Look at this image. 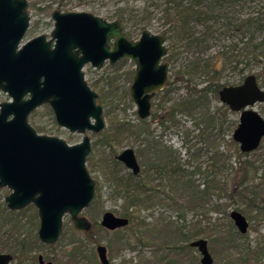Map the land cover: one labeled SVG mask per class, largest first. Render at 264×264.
<instances>
[{
  "label": "rangeland",
  "instance_id": "1",
  "mask_svg": "<svg viewBox=\"0 0 264 264\" xmlns=\"http://www.w3.org/2000/svg\"><path fill=\"white\" fill-rule=\"evenodd\" d=\"M26 1L30 23L22 43L40 35L49 38L54 28L51 15L55 10L90 13L107 22L119 21L127 38L133 41L139 38L142 30L164 36L167 53L162 62L168 63V74L165 87L155 93L151 100L150 117L145 119L149 131L152 132L147 142L142 137L135 139L126 133L113 137L107 145L100 142L105 134L107 141L110 139L108 134H111L118 122L135 126L142 121L138 118L137 108L129 96L135 72V65L129 60H121L114 65H109L106 61L101 69L87 65L82 70L86 83L97 94V103L103 109L105 127L100 133L86 132L82 135L57 126L48 105L39 107L29 115L28 124L38 135L57 137L68 145L80 143L84 135L89 137L91 150L86 158V169L96 183L95 196L90 206L83 209L80 215L87 218L92 227L85 233L76 232L69 215L66 214L62 219V231L57 242L51 246L44 245L37 238L39 219L36 208L33 206L29 210L24 208L23 211L8 210L4 198L11 191L0 188V210L4 207V211L14 213H2L3 216L0 214V253L13 255L12 264H38V255L42 256L44 264H99L95 248L102 245L107 249L110 264H199L200 256L195 248H167L184 245V241L181 242L182 237L177 240L178 235L170 237L167 234L170 228L168 225L175 228L176 225L184 223L189 228L182 231V234L193 227L198 230L203 228V232L194 239L207 241L214 264H261L264 255L257 254L264 248V215L259 210L250 212L241 206L238 211L246 218L248 229L244 237H239L230 231L232 227L238 233L229 218V213L237 210L238 205H234L228 197L220 196L216 191H212L208 199L213 204L217 202L223 205L225 213L222 211L202 215L193 210L186 198H181L179 206L173 208L154 203L148 208L136 211L129 209L139 220H144L153 233L150 237L147 236L148 243L145 247L135 245L134 236H131L136 227L135 222L127 230L111 232L101 227L100 220L105 212L120 216L127 203L124 196L118 193L117 185L113 181L130 180L131 172L115 158L124 149L129 148L135 152L140 166V172L134 176L133 182L138 183L140 179L147 177V188L156 190L158 195H163V189L167 191V179L159 178L154 169L144 165L153 159L150 150L145 152L149 142L157 149L170 148L177 160L172 167L179 166L189 173L196 172L200 167L204 171L216 152H221L228 157V166L234 168L238 161L247 162L246 164H252L258 169V176L264 174V139L257 150L238 158L234 150L239 154L244 153L239 151L238 144L232 140V133L238 125L239 113L231 112L223 105L218 93L207 92L205 99L198 102V107L192 113H178L174 122L166 121V129L159 125V119L164 118V110L167 111L183 100L196 99L202 95L201 90L209 82H214V86H236L246 76L260 74L264 70L263 61H254L249 65L245 61L246 56L250 57L249 52H252L254 45L261 44L260 50H264V27L248 28L247 25L248 20L261 18L259 16L264 13V0ZM181 12L194 16L182 22L181 14H177ZM232 48L236 50L232 51ZM223 50H227L231 64L213 75L211 72L214 67H219L215 64L218 57L222 59L221 64H224L222 57L225 56L221 54ZM258 59L262 60V56ZM190 64H198L200 72L192 76L184 75ZM203 69L205 72H202ZM258 84L264 89L263 79H259ZM191 89L196 90V93L191 92ZM102 93L105 98H102ZM9 99L6 93L0 92V103ZM253 108L264 119V102L257 103ZM205 118L215 120L210 138L202 136L207 123ZM231 140L235 143L234 147ZM146 169L151 171L146 174ZM192 181L196 185L200 184L201 176L195 173ZM258 182L256 180L253 183L255 187L250 189L257 201L264 200L261 189L256 188ZM199 188H203L202 184ZM208 223L212 224V228ZM213 225L222 232L221 238L209 230L214 229ZM125 237L132 238L129 241L130 246L122 241L121 238ZM25 239L31 249L27 253H20L18 243ZM73 247H79L81 251L72 255Z\"/></svg>",
  "mask_w": 264,
  "mask_h": 264
},
{
  "label": "water",
  "instance_id": "2",
  "mask_svg": "<svg viewBox=\"0 0 264 264\" xmlns=\"http://www.w3.org/2000/svg\"><path fill=\"white\" fill-rule=\"evenodd\" d=\"M27 8L26 0H0V91L10 98L0 104V188L11 191L4 198L8 210L36 208L37 238L51 246L61 234L66 214L76 232L85 233L92 227L80 215L95 196L96 183L86 169L91 142L87 135L75 145L38 135L28 124L29 114L47 103L57 126L82 135L100 133L105 127L103 109L96 104L97 94L86 83L82 69L87 64L101 69L106 61L114 65L129 60L135 65L129 96L138 118L145 120L153 96L167 82L168 63L162 62L167 51L164 36L142 30L133 41L119 21L59 10L52 13L54 28L49 41H55L53 49L44 35L21 44L29 25ZM218 97L231 112L239 113L232 133L239 151L257 150L264 139V119L253 107L264 102V89L255 75L246 76L240 85L221 88ZM115 158L132 175L139 174L132 149H124ZM229 218L240 234H246L248 222L240 212L231 211ZM128 224V218L111 212L103 213L100 220L101 227L111 232ZM189 246L198 251L199 264H214L205 239H196ZM95 252L99 264H110L104 246H96ZM37 260L44 264L41 255ZM12 261L11 254L0 253V264Z\"/></svg>",
  "mask_w": 264,
  "mask_h": 264
},
{
  "label": "trees",
  "instance_id": "3",
  "mask_svg": "<svg viewBox=\"0 0 264 264\" xmlns=\"http://www.w3.org/2000/svg\"><path fill=\"white\" fill-rule=\"evenodd\" d=\"M185 12L177 13L181 14L180 20L182 22L194 16L193 14ZM259 17L261 18L248 20V28L256 27L257 29H262L264 27V13L260 14ZM260 48L261 44L254 45L252 47V52H249L250 57L246 56V65H249L251 64V62L254 61L264 62V50H260ZM231 50L235 51L236 48H232ZM221 54L225 56L222 57L224 64H221L222 59L218 57L215 64L219 65V67L218 69H215L214 67V70L211 72L213 75L218 74L223 67L228 64H231L227 50H223ZM260 55L262 56V60L258 59ZM242 71L243 69L241 70V72ZM198 72H200V66L198 64H190L189 67L186 68L184 75L192 76ZM202 72H205V70L203 69ZM255 77L257 81L259 79L264 80V70L260 74L257 73ZM214 84L215 83L212 81L206 84V86L201 90L202 95L198 96L196 99L183 100L180 103L171 106L167 111L164 110V118L159 119V125L166 129V126L164 125L165 122H174V117L176 116V114L185 113L186 111L192 113L198 107V102L205 99V95L207 92L213 91L215 93H218V91L222 88L220 85L214 86ZM190 91L196 93V90L194 89H191ZM102 98H105V94L102 95ZM204 117H206V115H204ZM206 120L207 123L205 124V129L202 133V136L210 138L212 135V126L214 124L213 121L215 120H213L212 118H205V121ZM124 133L128 134V136L134 137L135 139H139L140 137H142L143 140L146 142L149 141L148 139H150V137L152 136V132L149 131L145 120L139 121L138 124L135 126L130 125L126 122H118L117 124H115V128L113 131H111V134H108L110 135L108 136V138L110 139L107 141V138H105L107 134H105L102 136L100 142L102 144L107 145L113 139V137H119V135H122ZM230 142L234 147L235 143L232 140ZM149 150L151 151L150 153L153 154V159L151 161H148L144 165L146 166V168L154 169L156 175L159 178L167 179V191H164L163 189V195H158V192L156 190L147 188V186L149 185V180L147 179V177L145 179H140L138 183L133 182L135 177L132 174L129 177V181H122L120 179L113 180L114 183L117 185L118 193L123 195L127 202L123 207L124 211L121 216L128 218L129 224L127 227L123 228V230L129 229V225L132 222H135L136 227L135 230H132L131 235L134 236L133 239L135 241V245L145 247L148 243L147 236L153 235V233L152 231H150L151 229H148V227L144 223V220H139L136 216H134V214L129 212V209L131 208L136 211L142 208H148L154 203L164 204L170 208H173L176 205L179 206V201L181 198H186L192 205L193 210H197L202 215H206L211 212L222 213V211L223 213H225V208H222L223 205L218 204L217 202L213 204L208 199L209 195L212 194V191H216L220 196L228 197L234 205H238V208H236L237 210L234 211L240 210L239 208L243 206L245 207V210H249L250 212L254 210H259L258 212H260L261 215H264V200L257 201L255 195H252V192L250 191L252 187H255V185L253 186V183H255L256 180H259L256 185V188L261 189L262 195H264V174L258 176V169L255 168L252 164H246L247 162L244 163L242 161H238L237 165L233 168L232 166H228L227 164L228 157H225L221 152H216L213 159H211V163L208 168H206L204 171H201L200 167L196 169V172L189 173L186 170H182L179 166H176L175 168L172 167V165L175 164L177 160L173 156V153L170 151V148L161 147L160 149H157L156 146L152 145L149 142V146H147L145 152H148ZM234 151L235 154L238 155V158L248 155V153L239 154V152H236V150ZM150 171V169H146V171L144 172L147 174ZM195 173H198L201 176V183L198 185L194 184V182L192 181V176ZM130 182H133V184H130ZM201 184L203 188L200 189L199 187ZM31 208H33V206L29 205L25 208V210H29ZM4 210H6L4 207L2 211L0 210L1 216H3L2 213L5 215L14 214L13 212H6ZM182 218L183 214L181 216V219ZM208 224L212 228V224ZM95 226H97V224H95ZM168 226L170 228L167 234H169L170 237L178 235V237L176 236L177 240L180 239L179 237H182L181 242L184 241V245L181 247L167 246L169 250H179L182 247L185 249L188 248L189 244L187 242H191V239L195 240L194 238L198 237L203 232V228L200 227V229L198 230L193 227L192 230L182 234V231L189 228L184 223L182 225H176L175 228H172V225ZM213 227L214 229H209L211 230V233L217 236L218 238H221L223 236L222 232H220V230H218L215 225H213ZM117 231L118 230L113 232ZM230 231L239 237H244V235L240 234L238 231V233H235L232 227H230ZM121 239L128 246L131 245L129 241H131L132 238L130 239V237H125V239ZM18 247L20 253H27L31 249L28 246V241L26 239L19 242ZM79 251H81V248L73 247L72 255H76L77 252L79 253ZM257 255H264V248H262ZM244 261H246L245 258Z\"/></svg>",
  "mask_w": 264,
  "mask_h": 264
},
{
  "label": "flooded vegetation",
  "instance_id": "4",
  "mask_svg": "<svg viewBox=\"0 0 264 264\" xmlns=\"http://www.w3.org/2000/svg\"><path fill=\"white\" fill-rule=\"evenodd\" d=\"M27 9H28V8H27ZM60 12H61V11H60ZM27 13H28V12H27ZM28 16H29V15H28ZM51 18H52V15H51ZM53 22H54V21H53ZM29 23H30V17H29ZM28 28H29V25H28ZM28 28H27V30H28ZM27 30H26V32H27ZM52 31H53V30H52ZM26 32H25V34H26ZM51 33H52V32H51ZM25 34H24V35H25ZM44 36H45V35H44ZM45 37H46V36H45ZM34 38H35V37H34ZM50 38H51V34H50L49 38L46 37L45 40L48 41V42H50V43H49V47H50V49H53L54 46H55V41H49ZM22 40H23V38H22ZM30 40H31V39H30ZM28 41H29V40H28ZM134 41H135V40H134ZM26 42H27V41H26ZM24 43H25V42H24ZM21 44H23L22 41H21ZM161 63H162V62H161ZM87 65H89V64H87ZM87 65H85V66H87ZM85 66H84V67H85ZM89 66H90V65H89ZM84 67H83V68H84ZM90 67H91V66H90ZM82 70H83V69H82ZM256 81H257V79H256ZM257 83H258V81H257ZM236 86H237V85H236ZM258 86H259V84H258ZM259 87H260V86H259ZM222 88H223V87H222ZM0 92H1V91H0ZM218 92H219V91H218ZM97 97H98V96H97ZM27 98H28V96H26L24 99H27ZM9 100H10V99H9ZM7 102H8V101H7ZM2 103H4V102H2ZM0 104H1V103H0ZM96 104H98V103H97V100H96ZM43 105H48V106H49V104L45 103V104L40 105L39 107H41V106H43ZM39 107H37L36 109H38ZM49 107H50V106H49ZM36 109H35V110H36ZM50 109H51V107H50ZM35 110H33V111H35ZM33 111H32V112H33ZM51 111H52V109H51ZM32 112H31V113H32ZM31 113H30V114H31ZM30 114H29V115H30ZM53 117H54V116H53ZM149 117H150V116H149ZM54 120H55V119H54ZM55 123H56V122H55ZM244 154H245V153H244ZM119 217H122V216L120 215ZM123 218H126V217H123ZM127 226H128V225H127ZM127 226H126V227H127ZM124 228H125V227H124ZM121 229H123V228H121ZM118 230H119V229H118ZM115 231H116V230H115ZM112 232H113V231H112ZM198 239H199V238H198ZM195 240H196V239H195ZM192 241H194V240H192ZM192 241H191V242H192ZM12 257H13V255H12ZM37 257H38V256H37ZM13 260H14V258H13ZM12 262H13V261H12ZM37 262H38V260H37ZM38 264H39V263H38Z\"/></svg>",
  "mask_w": 264,
  "mask_h": 264
}]
</instances>
